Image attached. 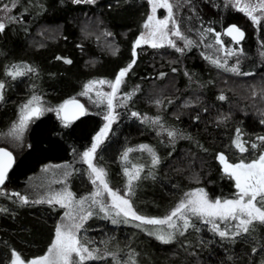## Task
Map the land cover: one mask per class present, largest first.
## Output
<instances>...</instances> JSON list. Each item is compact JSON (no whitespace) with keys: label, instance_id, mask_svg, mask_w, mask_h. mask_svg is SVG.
Returning <instances> with one entry per match:
<instances>
[{"label":"trees","instance_id":"16d2710c","mask_svg":"<svg viewBox=\"0 0 264 264\" xmlns=\"http://www.w3.org/2000/svg\"><path fill=\"white\" fill-rule=\"evenodd\" d=\"M177 1L176 22L193 44L187 46L178 38L176 45L184 48L183 52L169 46L136 49V63L121 88V93L135 90V94L118 109V119L94 159L107 172L112 189L123 192L125 167L131 169L148 158L135 149L166 140L157 155L159 163L153 166L148 158L151 164L145 167L142 179L133 182V208L148 218L170 214L185 194L196 188H203L211 200L235 198V181L224 173L218 154L238 163L264 152V142L257 139L264 137V20L256 27L225 0ZM5 4L11 7L12 0H3L0 6ZM149 9L147 0H96L95 4L18 0L8 14L17 19L0 33V81L5 83L0 136L11 128L33 95L50 107H59L66 100L79 98L90 81L114 80L134 59V42L142 33ZM230 25L246 33L240 46L248 58L233 63L239 61L241 72L249 75L225 71L206 56L203 43L213 42L216 32L224 42L233 43L224 34ZM209 27L215 31L202 36ZM12 65L36 71L12 79L6 75ZM221 95L224 100L219 99ZM132 112L139 116L133 117ZM146 114L159 117L160 126L143 122L140 116ZM103 125L104 115L98 112L85 114L67 127L47 113L32 125L27 147L15 156L7 190L0 193V208L6 209L0 212V264H11L13 251L25 261L44 255L63 214L56 205L22 204L11 194L21 193L43 166L72 162L92 145ZM237 129L248 149L243 153L233 143ZM159 130L165 131L164 138ZM168 131L177 136L169 137ZM129 148L133 151L127 162L122 155ZM76 168L75 173L80 172L86 183L83 193H89L86 165ZM113 177L121 184H112ZM80 237L103 257L85 264H261L264 260V226L259 224L254 232L232 241L221 239L208 224L198 222L164 244L132 223L112 224L110 219L89 223ZM253 247L258 249L255 254Z\"/></svg>","mask_w":264,"mask_h":264},{"label":"snow or ice","instance_id":"6c2138e0","mask_svg":"<svg viewBox=\"0 0 264 264\" xmlns=\"http://www.w3.org/2000/svg\"><path fill=\"white\" fill-rule=\"evenodd\" d=\"M188 2L191 3V0H188ZM229 2L232 6L236 7L238 11L245 13V15L256 24H260L261 18L264 17V0H246V2H242V0H229ZM17 3L18 0H12L11 7L5 4L0 11L9 13L12 8L16 7ZM73 3L95 4L96 0H73ZM148 3L151 5V14L147 16L146 22L143 25L148 31L146 33H141L139 38L134 42L132 50L134 59H132L127 67L119 71L114 81H90L84 86V91L80 93V95L87 96L97 85L104 84H108L111 89V91L107 93L99 90L96 91V95L99 98L98 103H103L105 100L107 102L108 112L104 115L106 123L94 137L91 147L82 155L83 162L88 165V169L90 170L89 176L91 183L95 186V191L79 200L75 198L73 193L65 190L56 192L46 198L33 201V203L57 204L61 208L69 209V211L64 214L68 223H61L56 226L55 238L44 255L25 261L20 253L13 251L11 264H85V262L89 260L103 259L102 256L97 254L98 250L89 249L87 243L84 242L79 235V230L83 228L84 223L93 215V212L90 210L92 205L97 206L99 211L105 214V219H111L112 224L120 223L121 220L118 218L123 217V223L138 221L139 223L135 224L137 228H141L143 225L167 226L170 231L155 233L149 231V235H155L156 239L164 244L173 242L177 234L184 235L189 228H195V224L191 219L192 217H195L197 220H203L205 224L210 223L212 225L211 230L217 233L223 240L235 241L237 237L254 232L256 224L264 226V152H261L258 157L249 162L241 160L238 163H229L227 157L223 153H219L217 158L220 164L223 165L224 173L235 181V188L238 190L235 194V198H225L223 200L216 198L215 200H211L208 198L207 192L203 188H199L190 193H186L185 199H182L170 214L163 218L144 217L139 215L133 208L130 199V196L133 194V182L140 179L143 166L133 165L131 169L125 167L124 174L127 177L126 195H121L118 190H113L109 186L107 172L93 163L97 148H99L107 138L108 133L112 129V124L117 119V114L115 113L116 105L113 101L117 97V93L119 92L121 84L124 82V78L136 63V48L140 47L141 44H149L152 48H158L163 47L164 43H167L169 46L176 48V51L183 52L184 48L177 47L176 43L170 38L171 36L184 40L187 46L193 44V41L189 40L180 31L179 24L175 20L173 4L170 3L169 0H148ZM157 9H166L167 15L163 19H158ZM257 12L260 13L259 16L255 14ZM16 19L15 16H8L7 20H0V33L4 32L7 23L13 22ZM170 24L172 25L171 28H169ZM214 31L213 28L209 27L204 33H201V35L205 36L206 33H212ZM224 34L231 37L237 44L245 37L244 31L236 25L228 26ZM108 35H111V33H108ZM220 37L221 33L216 32L215 43L222 46L219 50L223 51L225 56L236 55V51L223 47L224 42ZM239 51L242 52L243 49ZM57 59L62 58L57 57ZM64 62L68 64L72 63L70 59H65ZM211 62L217 67L224 68L225 71L234 74H250L241 72L239 61L232 67H229L226 61L221 63L218 58L213 59ZM35 71L36 70L30 66L22 67L20 65H12L6 71V75L12 79H16L29 72ZM173 71H175V69H173ZM163 75L162 73L161 76ZM4 90L5 83L0 81V102L4 100ZM134 94L135 90L131 93H125L123 99L130 100ZM219 99L224 100L225 97L221 95ZM156 103L159 104L160 102L157 101ZM20 111L21 116L19 122L13 126L9 133L18 140L22 138L28 122L34 117L38 118L43 115L44 111H55L67 127L71 120L86 114L87 110L84 108L83 104L74 98L66 100L56 109H45L41 102V97L33 95L21 107ZM131 115L133 117L139 116L136 112H132ZM159 119L160 118L157 117L152 122L159 123ZM261 123H264V121H261ZM168 136L175 138L177 133L175 131H168ZM257 139L264 142V137H258ZM233 143L241 153L248 151L241 139L239 129L236 130V139ZM251 147L256 148L257 145L252 144ZM140 150H147L151 154L153 166L159 163V157L153 149L149 148L147 145H141ZM132 151L133 149L131 148L127 149L123 153L122 159L127 161L128 153ZM205 151L207 150L205 149ZM13 163L14 157L12 152L5 148H0V188L3 187L5 181L8 179V171ZM104 194H107V196L111 198L110 206L103 199H98L99 197H103ZM11 195L18 197L22 204L29 203L28 197L22 196L18 192L12 193ZM88 201H91V204L89 205V210H85L83 206ZM77 209L78 211H76ZM4 211H6V209L0 208V212ZM74 211L76 212L75 215ZM80 213L83 214L80 215ZM77 216H79L78 221ZM217 221L223 222L225 227L222 229L220 223H217ZM257 251L258 249L256 247L252 248L253 254ZM131 264H135V262L132 261ZM261 264H264V260H261Z\"/></svg>","mask_w":264,"mask_h":264},{"label":"rangeland","instance_id":"374dc122","mask_svg":"<svg viewBox=\"0 0 264 264\" xmlns=\"http://www.w3.org/2000/svg\"><path fill=\"white\" fill-rule=\"evenodd\" d=\"M225 1L228 4H231L229 2V0H225ZM1 2H3V0H0V3ZM169 2L173 4V12H174V16H175V13H176V10H177V6L179 5V3H178L177 0H169ZM242 2H246V0H242ZM149 6H150V9H149V15H150L151 14V5L149 4ZM3 7L4 6H0V9H3ZM234 8H236V7H234ZM8 14H10V12L9 13H5L3 11H0V20H7ZM255 14L258 15V16L260 15L259 12L255 13ZM166 15H167V10L166 9H157V18L158 19H163ZM175 20H176V17H175ZM262 20H264V17L261 18V21ZM253 24L256 27L259 25V24H256L254 22H253ZM171 27H172V25L170 24L169 25V28H171ZM147 31L148 30L145 29L142 26V33H146ZM170 38L177 44V40H178L177 37L171 36ZM203 44H204L203 47L205 48L206 52H208V53H206V56L208 57L209 60L212 61L213 59H217L218 58V59H220L221 63H223V62L226 61L227 62V65L229 67H232L233 65L234 66L236 65V62L233 63V60L236 61L238 58H243V57L248 58V55L244 53V49H243L242 52L239 51L242 48L240 46L241 44H234V43H226V42H224L223 47H225L227 49H231V50L236 51V55H232V56H225L224 52L221 51V50H219V49H221L222 46L219 45V44H217V43H215V39H213V42H210L209 44H206V43H203ZM209 45H211V46H209ZM146 46L147 47H151L149 44H141L140 47H138V48H144ZM165 46H169V45L167 43H164V46L163 47H165ZM169 47H171V46H169ZM158 48H160V47H158ZM261 53H262V56H264V52L262 51ZM114 80H112V81H114ZM125 80H126V77L124 78V82H125ZM124 82L121 84L120 89H119V92L117 93V97L113 101V103L116 105L115 113L117 114V119H118V109L121 106H123L124 103H125V100L123 99L124 93H121V88H122V85L124 84ZM97 90L102 91L104 93H107V92H110L111 91V89L108 86V84L97 85L96 88L92 92H90L87 96L80 95L79 98H75V99L76 100H79L84 105V108L87 110L86 111V114H88L90 112H95V113L98 112V113H102L103 115H106L107 112H108L107 102L105 100V102H103V103H98L99 98L96 95V91ZM41 102H42L43 107L45 109H48V108L56 109V108H58V107H50L47 104H45L42 100H41ZM47 113H55V115L59 119H61V117L58 116L55 111H44L43 115L44 114H47ZM43 115H41V116H43ZM20 116H21V111H19L18 116H17V119L14 121V123L11 126V128L6 133H4V134H2L0 136V147L4 146V147L8 148L9 150H11L13 152V154L15 156L19 155L27 147L28 135H29V131H30V128L32 126V123L34 121H36L39 117H41V116H39L38 118L34 117L31 121H29L26 130L23 132L22 138L18 140L15 137H13L12 135H10L9 133H10L11 129L13 128V126L19 122ZM145 118H147V119H145ZM117 119H116V121H117ZM140 119L143 122H148V123H150L151 125H153L155 127L156 126H160L159 123H153L152 122L156 118L151 117V116H149L147 114L146 115H141L140 116ZM105 123H106V121L104 120V124ZM113 124H112V126H113ZM164 132L165 131H163V130H161V131L159 130V133H160V135H161L162 138L165 137L164 136ZM109 133H108V135H109ZM93 141H94V139H93ZM165 144H167L166 140L165 139H161L157 144H155V145H147V146L149 148L153 149L155 151L156 155H158L159 150L162 147H164ZM138 149H140V148H136L135 150H138ZM97 150H98V148H97ZM142 152H145L146 155L148 156V158H152L151 154L147 150H142ZM83 153H81L79 155H76L74 157L73 161L72 162H69V163L49 164V165L43 166L38 173H36L35 175H32L28 179L25 187L23 188V191L20 194L22 196H27L28 197V200H29V203L30 202L33 203V201L40 200L42 198H46V197H48V196H50V195H52V194H54L56 192H62V191H65V190L68 191V192L73 193L74 196H75V198L77 200H79L82 197L88 196L91 192L95 191V186L91 183V179H90V176H89L90 170L88 169V165L86 163H84L83 160H82ZM129 155H130V152L128 153V158H129ZM148 158L145 161H141L137 165V166H143V171H145V167H148L151 164V159L148 160ZM127 162H128V160H127ZM93 163L95 164L94 161H93ZM229 163H231V162H229ZM80 164H85L86 167H87V170H88V172H87L88 173L87 174V176H88L87 179H88L89 184H90L89 185L90 186L89 193H85V192L83 193V191H84V189L86 187V183L83 180V176H81L82 174L80 172H79V174L77 172L75 173V170L77 169L76 167H78ZM95 165L97 166V164H95ZM57 166H59V167H57ZM143 171H141V173H140V179L139 180H136L134 182H139L142 179V177H143ZM80 178L83 181L82 184L80 182L81 181ZM110 181H111L112 184H121V181H119L118 178L115 179L113 177V178H111ZM108 183H109V186L111 187V184H110L109 180H108ZM123 184H125V183H123ZM126 185H127V182H126ZM126 185L124 186L125 189H126ZM196 189H199V188H196ZM196 189H193V190H191V191H189L187 193H190L192 191H195ZM6 190L7 189L5 187L2 188V189H0V193L1 192H6ZM120 194L121 195H126V191L120 192ZM98 199H103L109 206L111 205V198L108 197L107 194H104L103 197H99ZM183 199H185V197ZM90 204H91V201L86 202L85 205L83 206L84 209L85 210H89V205ZM53 205H56L60 209L63 210V214H62V216H61V218H60V220H59V222H58L57 225H59L61 223H68V221L65 218V215L64 214H65V212L69 211V209L61 208L57 204H53ZM90 210L93 212V215H92L91 218H89L84 223L83 228L86 225H88L89 223L95 224V223H100V222L105 221V220H110V219H105L104 218V215L105 214L103 212H100L97 206L92 205ZM76 211H78V209ZM75 214H76V212L74 211V215ZM82 214L83 213H80V215H82ZM78 219H79V216H77V221H78ZM118 219H121V222L123 221V217H119ZM191 219H192V221L194 222L195 225L198 222L205 224L203 222V220H197L195 217H192ZM130 223H132L135 226V224H137L139 222L138 221H132ZM217 223H220V226H221L222 229L225 227V224L223 222L217 221ZM232 223H235V222H232ZM123 224L126 225L127 223H123ZM208 225L210 227H212V225L210 223ZM83 228H81L79 230V235H80L81 230H83ZM137 229L141 233L148 234V235H149V231L154 232V233L155 232H160V231H164V232L170 231V229H168L167 226H153V225H143L141 228H137ZM189 229H191V228H189ZM151 236L155 237V235H151ZM180 236L181 235L177 234L176 235V238H179ZM86 262H88V261H86Z\"/></svg>","mask_w":264,"mask_h":264},{"label":"flooded vegetation","instance_id":"af4514ba","mask_svg":"<svg viewBox=\"0 0 264 264\" xmlns=\"http://www.w3.org/2000/svg\"><path fill=\"white\" fill-rule=\"evenodd\" d=\"M54 115H55V113H53ZM45 115V114H44ZM43 115V116H44ZM43 116H41V117H39L37 120H39L40 118H42ZM56 116V115H55ZM57 117V116H56ZM58 118V117H57ZM59 119V118H58ZM36 120V121H37ZM61 120V119H60ZM36 121H34L33 123H32V125L36 122ZM63 121V120H62ZM70 123H72V122H70ZM32 127V126H31ZM31 129V128H30ZM0 148H5V149H7L8 151H10V152H12L11 150H9L8 148H6V147H4V146H2V147H0ZM12 154H13V152H12ZM13 157H14V163H13V166H12V168H11V170L9 171V173H8V178H9V175H10V173H11V171L13 170V168H14V166H15V164H16V158H15V155L13 154ZM7 181H8V179H7ZM7 181H6V183L3 185V187L2 188H4L5 186H6V184H7ZM2 188H0V189H2Z\"/></svg>","mask_w":264,"mask_h":264},{"label":"water","instance_id":"95a60500","mask_svg":"<svg viewBox=\"0 0 264 264\" xmlns=\"http://www.w3.org/2000/svg\"><path fill=\"white\" fill-rule=\"evenodd\" d=\"M231 26V25H230ZM237 26V25H236ZM239 27V26H238ZM240 28V27H239ZM241 30H243V29H241ZM225 31H226V29H225ZM244 31V30H243ZM244 33H245V31H244ZM227 36V35H226ZM234 44H237L235 41H233L232 40V38L231 37H229V36H227ZM245 38H246V33H245V37H244V39L242 40V41H240V43L239 44H241L244 40H245ZM79 101V100H78ZM80 102V101H79ZM81 103V102H80ZM82 104V103H81ZM85 116V114L84 115H81V116H79L78 118H76V119H73V120H71V122H76L77 120H79L80 118H82V117H84ZM12 166H13V164H12ZM12 166H11V168H12ZM11 168L9 169V171L11 170ZM9 171H8V173H9ZM7 181V180H6ZM6 181H5V183H6Z\"/></svg>","mask_w":264,"mask_h":264}]
</instances>
